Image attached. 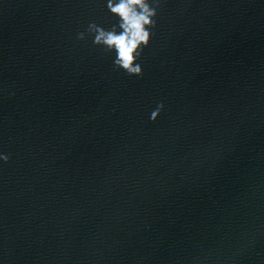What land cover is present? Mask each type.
Returning <instances> with one entry per match:
<instances>
[{
  "label": "water",
  "instance_id": "95a60500",
  "mask_svg": "<svg viewBox=\"0 0 264 264\" xmlns=\"http://www.w3.org/2000/svg\"><path fill=\"white\" fill-rule=\"evenodd\" d=\"M120 2L0 0V264H264V0H144L139 75Z\"/></svg>",
  "mask_w": 264,
  "mask_h": 264
},
{
  "label": "clouds",
  "instance_id": "9594fccd",
  "mask_svg": "<svg viewBox=\"0 0 264 264\" xmlns=\"http://www.w3.org/2000/svg\"><path fill=\"white\" fill-rule=\"evenodd\" d=\"M139 5L142 12L138 13L133 6ZM110 10L118 14L123 23L121 27L124 31L120 34L105 32L103 29H96V43H104L109 48H114L117 52L115 61L120 67L125 69L129 74H141L139 65L134 64V53L141 44L147 45L149 33L145 30V25L150 24L149 17L154 13L150 12L144 4V0H121L119 4L109 3ZM91 27H95L92 25ZM162 107V105H161ZM158 112H153L152 118L155 119ZM6 159V158H5Z\"/></svg>",
  "mask_w": 264,
  "mask_h": 264
}]
</instances>
